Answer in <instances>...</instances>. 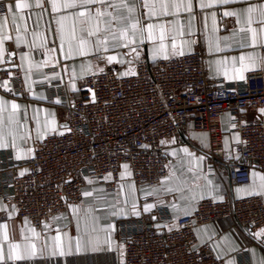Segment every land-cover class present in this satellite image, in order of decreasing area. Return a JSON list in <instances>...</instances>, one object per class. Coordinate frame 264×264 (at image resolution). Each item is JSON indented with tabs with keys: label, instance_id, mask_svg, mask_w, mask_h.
I'll return each mask as SVG.
<instances>
[{
	"label": "built area",
	"instance_id": "built-area-1",
	"mask_svg": "<svg viewBox=\"0 0 264 264\" xmlns=\"http://www.w3.org/2000/svg\"><path fill=\"white\" fill-rule=\"evenodd\" d=\"M207 63L201 51L160 58L155 64L141 52L134 70L125 76L116 65L87 76L69 105L65 132L45 136L27 160H17L12 147L0 150V200L17 218L40 230L83 202L89 180L117 191L124 165L137 187L159 186L171 165L168 142L179 141L190 126L207 132L213 161L225 160L226 115L231 132L239 137L228 175L235 185L249 184L253 165L264 171V111L259 120L246 113L264 109V72H249L243 81L228 83L211 79ZM22 81L18 68L0 72V91L26 98ZM44 88L57 95L55 87ZM151 214L162 228L150 218L119 224L118 264H223L210 245L196 246L198 227L232 219L240 229H264L262 196L234 198L226 193L222 200L198 202L190 216L173 217L167 207ZM237 258L239 264H249L246 250Z\"/></svg>",
	"mask_w": 264,
	"mask_h": 264
},
{
	"label": "crops",
	"instance_id": "crops-1",
	"mask_svg": "<svg viewBox=\"0 0 264 264\" xmlns=\"http://www.w3.org/2000/svg\"><path fill=\"white\" fill-rule=\"evenodd\" d=\"M59 2L63 3L64 0ZM183 2L187 4V0ZM203 2L212 6L201 8V0H192L191 12L185 11L184 8L177 12L170 3L169 15H157L151 18L147 15V8L137 9L136 16L141 18L142 24L154 25L155 39H145L141 43L138 37L132 47H137L139 54L145 53L152 64L160 58L179 56L181 52L190 54L201 51L208 58L209 77L224 79L228 83L244 80L239 79L240 73L235 71L241 68L239 57L242 54L254 57L253 60H245V70L242 72L244 77L249 72H264V60H262L264 47L260 44L248 46L251 44V34L246 30L248 28L246 14L240 11L246 5L242 3L223 5L218 0H203ZM253 2L260 3L264 0H253ZM0 3L4 7L0 24H3V17L8 16V23L0 28V36L11 37L4 41L3 51L0 52V66H6L9 53L14 52L13 65L23 72L22 83L27 92V97L21 99L12 98L0 91V100L8 102L7 110L2 114L3 123L0 124V135L4 137V146H0V150L12 147L17 160H27L45 136L66 131L69 105L76 98L78 86L84 78L111 65L119 66L121 75L125 76V73L134 70L139 55L132 52L131 47H113V44L118 42L113 41L110 33L105 31L106 22L110 17L104 16L99 22L98 33L91 37L84 34L90 41L88 53L86 55L78 53L77 39L73 41V55L67 57L68 43L65 42L61 47L59 26L56 21L60 16L67 17L64 21V31L67 36L73 23L75 22L79 27V20L83 19L73 14L83 9H61L55 12L52 10V0H41L39 7L36 6L35 0H29L32 6L18 12L13 25L12 14L8 12L7 6L14 3V0H0ZM155 3L158 10L159 0H155ZM97 6H90L93 15ZM227 11L239 12V18L224 15ZM123 14L127 15L126 12ZM21 16L24 18L21 19ZM91 23L93 28L97 26L96 20ZM161 25L164 26L163 41L159 39ZM115 26L121 27L119 24ZM252 27L259 28L260 25L254 22ZM241 28L245 31L241 32ZM18 35L22 38L19 45L16 43ZM80 35L81 33L77 31V38ZM106 36L107 45L97 47V40ZM161 43L164 45L162 49ZM217 43L220 51L216 50ZM105 47L107 51L104 50ZM52 49L55 51H51ZM108 56H116V60L109 63ZM233 58H235V69ZM217 61L226 62L218 64ZM49 68H59V70L49 73L47 71ZM44 86L55 87L54 91L57 95L54 97ZM12 102L19 105L16 112L19 123H9ZM262 112L254 109L246 111L251 120H259ZM223 132L226 149L224 161H213L210 158L207 132L190 126L179 141L168 142L166 153L171 165L167 177L159 186L137 187L132 181L130 169L123 166L122 183L117 191L110 192L100 183H88L85 191L91 192V196H85L81 204L71 205L68 213L55 217L57 219L53 217L46 223L48 227L44 224L40 230L29 221L17 218L10 205L0 200V209H3L0 210V224H7L9 236V240L4 241V229L0 228V245L3 246L5 256L3 264H118L122 255L119 230L122 221L150 218L157 228H162L164 224L157 216L151 214L152 210L160 207H167L173 217H183L192 215L198 202L209 198L222 200L226 193H230L234 198L262 196L264 199V171L257 166L251 167L249 184L235 185L230 180L228 165L235 161L233 150L239 140L238 135L231 132L230 115L223 118ZM18 155L20 158H17ZM147 204H152L153 207L149 211H144V206ZM73 207L78 211L73 212ZM136 212L139 215H136ZM31 229H35V232L40 234L39 237L35 236ZM58 231L67 234L63 237L65 243L68 237L73 238L72 254L50 255L52 237ZM260 231L261 229L253 231L251 235L246 229L238 228L232 219H224L198 227L196 246L210 245L215 256L222 260L223 264H239L237 255L243 250L248 254L249 264H264V235H256ZM77 236L85 240L91 239L92 245L77 253L74 239ZM45 239L48 248L44 250L43 257L15 262L7 260L9 243L24 245L30 240L36 243L39 252ZM93 246L99 250L93 251Z\"/></svg>",
	"mask_w": 264,
	"mask_h": 264
},
{
	"label": "snow or ice",
	"instance_id": "snow-or-ice-1",
	"mask_svg": "<svg viewBox=\"0 0 264 264\" xmlns=\"http://www.w3.org/2000/svg\"><path fill=\"white\" fill-rule=\"evenodd\" d=\"M220 4L227 5L232 3H242L245 4L246 7L241 9L240 11L246 14V21L248 24V28L246 29L251 34V44L248 46H256L257 44H260L262 47H264V2L260 3H254L253 0H218ZM171 3V7L174 8L177 12L184 8L185 11L191 12L192 11V0H187V4H184L183 0H159V9L157 10V5L155 3V0H64L63 3H60L59 0H52V10L55 12H59L61 9H74V8H81L82 11H79L77 13H74L76 17L83 19L79 20V27H77V24L74 22L71 28L70 33L66 36L64 31V21L67 19L65 16H60L57 19V25L59 33H60V43L61 47L65 42L68 43V52L66 53L67 57H71L73 55V41H76L78 39V48L76 49L80 55H86L89 51V44L90 41L85 38V33L88 37H91L98 33L100 31L99 28V22L101 18L104 16L110 17V19L106 22L105 31L109 32L111 35V39L113 41H117L118 43L113 44V47H125L129 48L131 47V51L137 53V56L139 55V51L137 47H132L136 44L137 38L139 37V40L141 43L145 39L148 40H154V34H153V28L154 25L151 23L148 24H142L141 18L136 16L137 9L143 7L147 8L148 12L147 15L151 17H155L157 15L165 16L169 15L168 9ZM35 4L37 7L41 6V0H35ZM92 5H98L95 8V15L92 14V9L90 6ZM32 5L29 3V0H14V3L8 4V12L12 14V23L15 25L16 21V14L18 12H22L24 9L30 8ZM211 4H205L203 0H201L200 7H211ZM108 9H112V11H108ZM127 13V15H124L123 13ZM226 16H236L239 18L240 13L237 11H227L224 13ZM255 16V21H254ZM21 19L24 17L21 16ZM96 20L97 26L93 28L91 21ZM127 22V23H125ZM257 23L260 25L259 28L252 27L253 23ZM8 23V16L5 15L3 17V24H0V28H2L4 25ZM121 25V27L117 28L115 25ZM163 25H161V33H160V41H163L164 31H163ZM77 31L81 33L79 38H77ZM241 32L245 31V29L241 28ZM11 39V37L7 35L0 36V52L3 51V44L4 41ZM227 39V38H226ZM22 42V38L18 35L16 37V43L19 45ZM108 37H104L103 39L97 40L96 44L97 47L99 45H107ZM164 47L163 43H161L160 48L162 49ZM175 47V45H173ZM241 47H244V45H241ZM107 51V47L104 49ZM216 50L220 51L219 43H217ZM51 51H55V49H52ZM183 55V52L180 53ZM167 58V57H165ZM253 60L254 57L251 55H240L239 61L241 64V68L235 69V58H233V67L237 73H240L239 79L243 80L245 77L242 74V72L245 70L244 68V62L245 60ZM107 60L109 63L116 60V56H108ZM264 60V58H262ZM122 62V61H121ZM226 61H217L218 64H223ZM101 71H103L101 69ZM129 73H125L127 75ZM135 74V73H132ZM225 75H227V72H225ZM74 87V85H73ZM60 101H57L59 103ZM7 101L0 100V124L3 123V117L2 114L7 110ZM19 108V105L15 102L11 103V113L9 114V123H19V121L16 119V112ZM261 111H264L262 109ZM162 143H164L162 141ZM0 146H4V137L0 135ZM185 151H187L185 149ZM17 158H20L19 155ZM125 168H127V165H124ZM21 175H24V172L20 173ZM111 175V174H109ZM89 183H91V180H89ZM85 196H91V192L85 191L83 193ZM14 207V206H13ZM71 207V206H70ZM153 207L152 204H147L144 206V211H149ZM135 211V205L133 206ZM3 210V209H0ZM73 212L78 211L76 207H73ZM136 215H139L138 212L135 213ZM57 219V218H53ZM45 227H48L47 224H45ZM0 228L4 229L3 233V240L8 241L9 236L7 232V224H0ZM33 234L37 237H39V233L35 232V229H31ZM66 233H60L59 231L57 234L52 237V251L50 253L51 256H65L72 254V248H73V238L68 237L67 242L65 243V240L63 239L64 236H66ZM87 235V232L85 233ZM257 236L264 235V229H261L260 233L256 234ZM26 240L28 238H25ZM75 239V251L79 253L80 251L86 249L88 246L92 245V240L88 239L85 240L81 236H77ZM48 248L47 239L44 240L43 246L41 249L37 250L36 243L32 241H28L24 245H21L20 243H9L8 244V254H7V260L9 261H26V260H33L37 258L38 256L43 257L44 250ZM67 249V250H65ZM93 251L99 250L97 247H92ZM5 260L3 246L0 245V264H3Z\"/></svg>",
	"mask_w": 264,
	"mask_h": 264
},
{
	"label": "water",
	"instance_id": "water-1",
	"mask_svg": "<svg viewBox=\"0 0 264 264\" xmlns=\"http://www.w3.org/2000/svg\"><path fill=\"white\" fill-rule=\"evenodd\" d=\"M14 58H15V53L14 52H10L9 53V56H8V58L6 60V66H0V72L7 71V70H15V69H17V67L13 65ZM246 230L251 235H253V231L251 230V228H246Z\"/></svg>",
	"mask_w": 264,
	"mask_h": 264
}]
</instances>
